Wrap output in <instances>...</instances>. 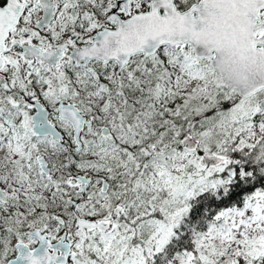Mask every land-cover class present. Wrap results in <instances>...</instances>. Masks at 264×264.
<instances>
[{
	"label": "snow or ice",
	"instance_id": "1",
	"mask_svg": "<svg viewBox=\"0 0 264 264\" xmlns=\"http://www.w3.org/2000/svg\"><path fill=\"white\" fill-rule=\"evenodd\" d=\"M0 264H264V0H0Z\"/></svg>",
	"mask_w": 264,
	"mask_h": 264
}]
</instances>
